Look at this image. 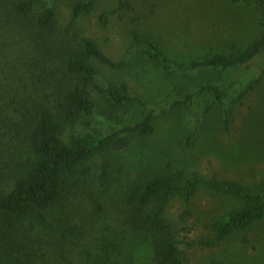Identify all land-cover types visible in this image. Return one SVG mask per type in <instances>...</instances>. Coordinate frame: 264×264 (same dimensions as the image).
I'll list each match as a JSON object with an SVG mask.
<instances>
[{"label": "rangeland", "instance_id": "obj_1", "mask_svg": "<svg viewBox=\"0 0 264 264\" xmlns=\"http://www.w3.org/2000/svg\"><path fill=\"white\" fill-rule=\"evenodd\" d=\"M74 1L45 0L55 8L61 30L71 20ZM103 12L108 13L106 23L99 20ZM73 30L94 39L121 64L113 68L97 63L98 81L108 86L126 83L132 94L154 109L155 131L133 137L124 150L109 147L96 154L85 182L65 192L44 212V218L37 212L22 222L29 237L25 249L12 250L10 257L0 258V264H140L149 260L150 238L124 225L120 210L128 184L151 169L196 172L264 195V54L232 71L190 68L194 60L229 55L258 40L264 32V0H97L90 13L75 20ZM149 42L167 55L168 71L145 57ZM13 48L11 43L4 47L0 63L6 69L19 55ZM17 67L14 73L19 74L22 69ZM243 75H251V82L227 100L214 102L209 94H198L189 112L172 106L176 87L207 83L227 87ZM6 77L14 83L13 75ZM3 84L1 90L7 86ZM94 100L95 110L78 124L81 130L107 133L118 119L133 122L147 108L112 106L100 94ZM103 161L110 176L107 183L99 179ZM242 204L235 196L204 186L189 199L170 200L165 219L183 241L187 264H264V213L245 231H234L219 242L201 243L215 237V218Z\"/></svg>", "mask_w": 264, "mask_h": 264}, {"label": "trees", "instance_id": "obj_2", "mask_svg": "<svg viewBox=\"0 0 264 264\" xmlns=\"http://www.w3.org/2000/svg\"><path fill=\"white\" fill-rule=\"evenodd\" d=\"M96 1L75 0L71 20L61 30L55 8L45 0H0V60L9 43L19 52L12 58L10 69L0 63V85L7 83L5 89L0 88V258L10 257L12 250L25 249L29 237L22 222L37 212L44 218V212L53 208L65 192L85 182L96 154L109 147L124 150L133 137L150 136L155 131L154 109L132 94L126 83L108 86L98 81L97 63L113 68L121 64L94 39L73 30L75 20L90 13ZM107 14L99 15L102 23L107 22ZM143 53L163 70L171 68L167 55L152 43H147ZM262 54L264 32L245 50L194 60L190 68L232 71ZM17 66L22 69L19 74L14 73ZM8 74L14 76V83L7 79ZM251 80V75H243L227 87L211 83L176 87L172 106L189 112L198 94H209L212 101L222 102ZM95 94L112 106L135 104L147 108L133 122L118 119L116 127L107 133L81 130L78 124L95 110ZM99 179L102 183L110 180L106 161ZM202 186L243 200L242 205L213 220L215 237L210 242L201 241L203 244L219 242L237 230L245 231L263 216V193L237 182L160 167L142 172L128 184L120 210L124 225L151 240L152 256L140 264H187L183 241L166 222L165 212L173 197L189 199Z\"/></svg>", "mask_w": 264, "mask_h": 264}]
</instances>
